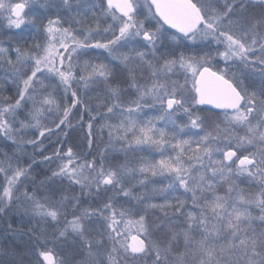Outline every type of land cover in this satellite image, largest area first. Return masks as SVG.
Masks as SVG:
<instances>
[{"label":"snow or ice","instance_id":"1","mask_svg":"<svg viewBox=\"0 0 264 264\" xmlns=\"http://www.w3.org/2000/svg\"><path fill=\"white\" fill-rule=\"evenodd\" d=\"M145 2L147 15L142 20L139 16L144 12ZM61 3L71 7L69 0H61ZM213 3L214 0H197L195 3L193 0H101L97 4L95 0H78L75 5L77 14L90 13L95 22L82 37L71 27H55L61 24L57 15L44 29L47 43L34 44L28 52L16 47L15 62L7 57L6 49L0 48L3 62L9 66L8 74L13 82H19L18 99L14 103L8 98H0V132L4 133L5 139L15 140L21 134L6 119L14 117L21 101L31 102L29 117L35 121V127L43 129L39 132L43 137L45 132H52L41 124L46 112L50 115L58 113L57 127H71L69 116L72 109L82 104L77 90L72 88L74 83L87 89L99 82L104 85L108 98L96 97L97 103L91 108L84 105L89 113L86 138L89 149L93 145V121H96L100 133L108 132L110 147L106 151L114 150V145L119 143L121 151L131 150L132 144H150L161 149L167 144L177 152L175 157L162 158L155 164L142 163L138 171L153 175L157 171L170 174L172 184L169 189L183 188L185 193H190L191 206L196 211L181 212L184 217L182 225L172 226L169 222L160 226L159 230H167L168 239L154 240L144 215H139L135 221L127 220L125 217L132 215V209L116 210L112 202L115 195L95 209L81 207L80 198L73 197L71 219H65L67 227L58 229V232L60 237H65L70 228L80 238L90 257L85 264H104L103 258L98 262L94 259L102 248L107 264H146L147 260L151 264H264V230L257 232L251 227L250 214L237 208L236 201L228 204L231 186L226 190L227 195H219L214 183L217 177L225 180L233 175L235 166L236 172H246L264 184V0H258V12L254 11L257 0H224L223 11L214 8ZM26 6L25 3L0 0V19L6 20L9 28L19 29L25 22ZM49 7L55 8L56 5ZM101 20H110L111 23L101 29ZM73 22L78 23L75 19ZM101 31L110 33V38L96 39ZM184 46L189 51L178 52ZM193 48L201 51L192 52ZM204 48H213L214 51H203ZM97 49L106 50L109 63L85 61L84 74L77 76L81 69L74 61ZM257 49L260 55L253 58ZM216 59L222 60L226 66L213 71L208 65ZM114 62H118L120 81H116ZM233 64L251 71L249 85H245L236 72L230 71ZM256 65H259L258 69ZM177 70L191 73L190 88L185 86L187 75L184 85L171 79ZM45 80H56L57 87L62 85L63 94L70 96L71 104L61 106L55 99L53 85L46 84ZM122 84L135 90V99L123 100ZM150 102L159 106L162 115L143 122L134 120L133 116L139 115ZM208 105L213 106L208 109L210 112L223 110L225 127L213 124L210 131L205 130V120L211 118L201 117L193 108ZM180 111L188 115L192 128L205 132L198 140L177 139L176 135L169 136L165 129L155 127L154 120L166 119L175 125L172 117ZM110 118H116L119 123H111ZM19 123L21 130L33 126L24 121ZM233 125L246 129V135H236ZM173 140L176 143L173 144ZM247 146H253L255 151L247 152ZM189 152L192 154L188 155ZM244 152L247 154H239ZM4 155L6 159L0 160V173L10 171L12 175L6 177L7 186L0 194V216L7 215L20 201L21 196L14 195V189L21 178L29 177L32 167L31 164L21 166L18 162L13 167L12 157ZM54 155L65 162L52 175L67 177L71 183L80 185L82 192L87 189L88 196L108 190L125 198L132 195L123 183L124 175L132 169L119 164L105 166V154L101 153L99 159L86 160L69 147L65 156H61L59 150ZM214 155L220 159L214 160ZM49 159L45 157V160ZM228 183L231 185L230 180ZM207 194H211V199ZM21 195L23 200L30 202L31 215L60 223L66 197L61 196L59 205L54 206L47 203V195L38 197L35 191H24ZM240 200L243 201L244 197L240 196ZM253 201L264 208V192L245 203ZM185 204L186 201L176 198L175 205L166 201L148 207L159 208L162 212L172 208L175 213L180 212ZM92 217L103 218L110 247L105 248L103 238H94L91 226L95 221ZM260 219L264 221V216ZM132 225H135L137 235H131ZM5 231L15 230L8 223ZM194 233H198L199 238ZM97 235L103 237V233ZM181 237L183 250L179 248ZM37 242L41 243L40 237ZM93 248L97 251L93 252ZM36 255L37 264H73L72 261L57 260L53 250L46 245L37 247ZM0 264H23V261L0 258Z\"/></svg>","mask_w":264,"mask_h":264},{"label":"trees","instance_id":"2","mask_svg":"<svg viewBox=\"0 0 264 264\" xmlns=\"http://www.w3.org/2000/svg\"><path fill=\"white\" fill-rule=\"evenodd\" d=\"M23 1V0H22ZM33 6L26 8L25 23L19 28H9L7 21L0 19V48L7 50V57L11 58L13 62L16 61L15 48L20 47L23 51L28 52L34 44H45L46 32L48 21L55 20L57 15L60 16L61 24L59 27H71L75 30V33L82 37L83 32L89 27H94V20L90 13L78 15V10L75 8L78 0H69L71 7L65 6L61 3V0H36ZM97 4L101 3V0H95ZM197 2V0H193ZM55 4V8L49 7ZM224 0H214L213 7L223 11ZM42 6V7H41ZM144 12L139 16V19H144L147 15V3H143ZM259 5L257 0V6L254 11L258 12ZM97 15H100L97 10ZM77 22H73V20ZM35 20V23L32 21ZM111 23L110 20H101V29L107 27V24ZM147 26V25H146ZM175 31V30H173ZM110 38V33H104L96 37V39L106 40ZM190 43V42H189ZM126 50V49H122ZM222 50V49H221ZM179 51L188 52L187 46L180 47ZM192 52L201 51L198 48L191 49ZM203 51H214L213 48H204ZM66 56L67 53H64ZM260 55L259 50L253 54L255 56ZM4 55L0 54V98H8L14 103L18 99V81L13 82V78L9 75V66L3 62ZM85 61H91L93 63H109V57L106 50L97 49L89 51L79 57L74 63H78L80 71H77V76L84 74L82 72ZM118 62L113 63V68L116 74V81L122 80L120 75V69L116 67ZM213 70L224 68L226 65L222 60H213L212 64L208 65ZM17 67H21L17 65ZM257 69L259 65L255 66ZM23 71V69H22ZM230 71L236 72L243 80L245 85L250 84V77L252 75L250 70L243 69L239 64H233ZM30 74V73H29ZM147 76V72L144 73ZM185 74L182 70H177L176 74L171 79L179 81L181 85L185 84ZM116 81H113L115 83ZM143 82V81H141ZM45 83H51L55 89L54 95L57 102L61 105L71 104V98L69 95L63 94V86L57 87V81L45 80ZM192 80L188 78L187 88L191 87ZM123 88L122 98L124 101H131L136 98L135 90L128 89L126 84H122ZM73 90H77V95L80 97L82 104L77 108L72 109V113L69 116L71 127L66 125H60L57 115H50L44 113V118L41 119V124L44 128L51 129L49 134L45 132V135L41 137L39 132L43 129L35 127V121H32L29 117L32 105L31 102L25 103L21 101V106L18 108L13 116H8L6 119L12 124L14 130H20L21 134L15 137V140H8L4 138V133L0 132V160H5L7 157H12L13 167L18 162L21 166H27L31 164V170L28 178H21L17 183L16 189H14V195L21 196L19 202L13 205L12 211L8 212L5 216H0V258L2 259H15L17 261L22 260L23 264H37L36 248L46 245V248L52 249L56 256H62L64 261L75 260L88 261V249L84 247L80 238L68 228L65 237L59 236V230H63L67 227L65 219H71V212L73 211V197H78L81 200V207L84 208H100L103 203L110 197L115 195V199L112 201L116 210L132 209V215L125 217L127 220H137L139 215H144L146 224L150 226L152 232V239L154 240H167V230H159L160 226L171 223L172 226L182 225L184 217L181 212L196 211L193 208L192 201L190 199V193H185L183 188L176 190L169 189V185L172 184L170 174L160 173L157 171L155 175L151 172L141 173L138 168L141 164H155L162 158L175 157L177 152L174 151L169 145L165 144L163 148L155 149V146L150 144L131 145V150L121 151V145L116 143L114 150H108L109 136L107 130L103 133L98 131V123L93 121L92 130V148L89 149L86 138L88 135V122L89 113L85 111L84 105L87 104L90 108L94 107L97 103L96 97L100 96L107 99V92L102 83L91 84L87 89L82 84L72 85ZM51 90V89H50ZM2 103V99H0ZM209 107L195 106L193 111L198 113L201 117H210L211 119L205 120V130L210 131L213 124H220L223 128L226 126L224 122V113L220 110L208 111ZM95 114V113H93ZM162 115L158 105L149 103L148 107H145L139 115L133 116V119L138 122L150 120L154 117ZM62 118V117H61ZM175 125L166 122L164 120H154L156 128L165 129V131L171 135H176L177 139H189L196 141L205 134L200 129L192 128L189 124V117L183 111L178 112L172 117ZM20 121L29 123L33 126L26 129H20ZM110 122L113 124L119 123L116 118H110ZM255 122V120L253 121ZM232 130L236 135H246V129L233 125ZM131 134L129 140H131ZM28 141H35V143H27ZM172 143H176L175 140ZM223 147V144H221ZM71 147L74 153H79L81 159L92 160L93 158L99 159L101 153L107 156L104 161L105 166L126 165L129 169H132L127 175L123 177L124 186L132 193L129 197H123L122 194H115L113 190L107 192H100L99 194L93 192L92 196L87 195V189H82L80 185L71 183L67 177H54L53 172L58 171V166L64 163V160L57 159L54 153L59 150L61 156H65L67 149ZM195 148V144L192 146ZM163 150L164 155L161 156ZM255 151L253 146H247V152ZM91 152V155L88 153ZM247 152L239 154H247ZM192 153H188L191 155ZM45 157H49V160H45ZM213 159H220L218 155H214ZM206 162V161H205ZM12 175L10 171L0 173V194L2 190L7 186L6 177ZM87 174V173H86ZM8 175V176H7ZM231 181V185L228 181ZM41 181L44 183L41 184ZM216 184V192L219 195H227V189L231 186V199L228 204H233V201L237 203L235 206L242 212L250 214L251 227L257 232L264 230V221L260 217L264 216V208H262L257 202L245 203V201L252 200L253 197H260L261 192H264V184L261 183L259 178L249 177L247 173H238L233 166V175L221 180L219 177L214 181ZM163 189V190H162ZM27 191L32 193L36 192L38 197L48 196L47 203L58 206L61 202V196L66 197L63 201L64 208L59 219L60 223L52 221L50 218L42 220L40 217L31 215L30 202L23 200L22 193ZM211 199V194H207ZM96 197L95 199L92 197ZM240 196L244 197V200H240ZM176 198L186 201L185 207L180 212H175L172 208H166L163 212L159 208H150V204H164L166 201L171 202L173 205L176 203ZM43 202V201H42ZM28 210L27 213L25 210ZM231 211V208L228 209ZM165 212L167 215H165ZM79 214V213H77ZM109 215V213H105ZM94 224L91 226L93 236L95 239L103 238L105 240V248L110 247V243L107 241V233L105 231V224L103 218L92 217ZM117 219H120L118 216ZM8 223H11L14 232H6ZM97 233H103V237L97 235ZM194 235L199 238L198 233ZM37 237L41 238V243L38 244ZM16 240L19 241V248L15 249ZM224 242V241H222ZM183 245V239L180 238L179 248ZM97 249L93 248V252ZM5 253H8L5 256ZM101 258L106 259L104 255V249H99V255L94 259L99 261ZM107 263V262H106ZM147 264H151L150 260L146 261Z\"/></svg>","mask_w":264,"mask_h":264},{"label":"rangeland","instance_id":"3","mask_svg":"<svg viewBox=\"0 0 264 264\" xmlns=\"http://www.w3.org/2000/svg\"><path fill=\"white\" fill-rule=\"evenodd\" d=\"M12 2L15 4L16 2H20V3H25L27 6L25 7V8H27V7H31V6H33L36 2H38V1H36V0H12ZM42 7V6H41ZM24 19H25V16H24ZM26 21V20H25ZM25 23V22H24ZM23 23V24H24ZM22 24V25H23ZM21 25V26H22ZM48 25V24H47ZM55 27H59L58 25H55ZM47 43V40L45 41V44ZM61 51H63L62 49H61ZM224 63V62H223ZM121 75V74H120ZM187 76H188V78H190L191 79V73H187ZM155 149H157V147H155ZM246 173V172H245ZM8 176V175H7ZM8 177H10V174H9V176ZM7 183V182H6ZM130 220V219H129ZM133 234H137L136 233V231H135V225H132L131 226V235H133ZM222 242V241H221ZM19 241H17L16 240V243H15V246H16V248L15 249H17V248H19L18 246H21L22 244H20L19 245ZM181 250H183V245H181ZM55 255V254H54ZM55 257L57 258V260H60V259H63V257L60 255V256H56L55 255ZM64 260V259H63ZM80 260V259H79ZM79 260H75L74 261V264H85V262H87V261H84L83 259H81V261L79 262ZM97 261V260H96ZM103 261H104V264H107L106 262H107V258L106 259H104L103 258ZM98 262V261H97ZM147 264V263H146Z\"/></svg>","mask_w":264,"mask_h":264},{"label":"water","instance_id":"4","mask_svg":"<svg viewBox=\"0 0 264 264\" xmlns=\"http://www.w3.org/2000/svg\"><path fill=\"white\" fill-rule=\"evenodd\" d=\"M17 3H20V2H17ZM26 9V8H25ZM25 9H24V11H25ZM214 71V70H213ZM203 107H209V108H213V106H210V105H208V106H203ZM215 110H220V109H215ZM220 111H223V110H220ZM133 235H137V234H133ZM142 238V237H141ZM129 242H131L130 240H129ZM54 255V254H53Z\"/></svg>","mask_w":264,"mask_h":264}]
</instances>
